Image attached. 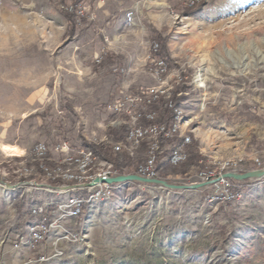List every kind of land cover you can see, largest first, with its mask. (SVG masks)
<instances>
[{
	"label": "rangeland",
	"instance_id": "obj_1",
	"mask_svg": "<svg viewBox=\"0 0 264 264\" xmlns=\"http://www.w3.org/2000/svg\"><path fill=\"white\" fill-rule=\"evenodd\" d=\"M70 4L0 0V145L23 156L38 142L49 155L61 141L72 150L95 144L111 159L95 153L98 161L127 174L148 144L133 157L113 153L131 123L108 106L162 80L163 93L147 109L158 123L179 116L190 142L187 159L172 165L180 138L160 139L157 179L191 186L215 178L227 161L244 165L242 173L264 168V0L193 7L183 0H82L72 35L62 14ZM156 36L165 38L166 63L151 57ZM153 60L164 62L162 76ZM22 159L0 149V264H264V177L235 185V197L222 202L213 185L124 182L65 223L82 241L55 243L49 235L32 246L16 236L28 219L27 187L8 188L42 180L12 173ZM35 196L36 205L57 199L46 191ZM55 248L62 253L52 257Z\"/></svg>",
	"mask_w": 264,
	"mask_h": 264
},
{
	"label": "built area",
	"instance_id": "obj_2",
	"mask_svg": "<svg viewBox=\"0 0 264 264\" xmlns=\"http://www.w3.org/2000/svg\"><path fill=\"white\" fill-rule=\"evenodd\" d=\"M183 2L186 6L193 7L203 4L205 0H183ZM153 64L155 75L162 76L165 72L164 62L153 60ZM160 82L163 83L162 80ZM161 84L137 91L123 99H117L108 106L112 113L125 115L131 123L124 139L112 144V152L125 151L129 157H133L141 143L147 141L146 156L136 166L133 173L149 179L157 178L156 163L157 155L160 152L161 138H180L181 143L174 146L169 156V162L172 165H177L187 159L188 155L183 146L190 142V136L180 132L179 116L175 114L174 119L168 124L158 123L155 111L147 109L163 93ZM166 103L175 109L171 100ZM140 121L144 123L141 124ZM19 157H24V159L19 161L20 167L13 169L12 173L17 177L34 176L42 180L40 182L34 179L24 181L19 186L12 185L8 188L11 191L18 187H27L26 199L31 202L28 207V219L24 225L25 230L17 234V242L20 244L29 243L33 246L44 241L49 235H54L55 243L61 239L82 241L81 234L71 232L66 228L65 223L68 220L79 218L89 202L100 196L108 197L111 194V189L121 184L100 182L93 186L87 185L95 178L107 179L121 175L111 163L105 160L98 161L95 152L89 146L72 150L68 142L61 141L53 147L52 153L49 155L47 145L44 142H38L32 146L28 154ZM254 165L257 168L261 166L258 158L254 159ZM243 170H245V166L238 165L236 162L227 161L220 164L218 173L213 178L217 181L210 185L216 187L215 192H219L218 198L221 202L234 198L235 195L231 193V188L241 183L224 178L223 174ZM8 175L7 172L3 173V177ZM209 177L206 176L205 179L209 180ZM2 183L4 182L2 181ZM39 191L54 193L57 195V199H49L36 205L32 202ZM79 191L93 194L83 196L77 193ZM61 253L58 248H55L52 257H57Z\"/></svg>",
	"mask_w": 264,
	"mask_h": 264
},
{
	"label": "water",
	"instance_id": "obj_3",
	"mask_svg": "<svg viewBox=\"0 0 264 264\" xmlns=\"http://www.w3.org/2000/svg\"><path fill=\"white\" fill-rule=\"evenodd\" d=\"M223 177L232 179L238 182H243L245 180H251V179H260L264 177V168L253 169V170H249L243 173L242 172L241 173L227 172L223 174ZM216 181L217 179H213V180L206 181V182L195 183L191 186L173 185L161 179H157V178L149 179V178H145V177L139 176L134 173H129V174H121V175L114 176V177H109L107 179L95 178L94 181L90 182L87 185L93 186L94 184L100 183V182L107 183V184H117V183H124V182H140V183H145V184L161 185L163 187H167V188L174 189V190H186V189H197L200 187L208 186Z\"/></svg>",
	"mask_w": 264,
	"mask_h": 264
},
{
	"label": "trees",
	"instance_id": "obj_4",
	"mask_svg": "<svg viewBox=\"0 0 264 264\" xmlns=\"http://www.w3.org/2000/svg\"><path fill=\"white\" fill-rule=\"evenodd\" d=\"M81 1L82 0H70V3H71L70 5L72 6V10L71 11H68V10L62 11V14L68 20V34L69 35H72L74 32L75 25H74V21L72 18L74 16V14L76 13V10L79 7ZM190 9H192V8H190ZM152 44L156 45V47L153 50H151V57L153 59L154 58H160L161 60H163L166 63L167 53H166V49H165V38L161 37V36H156L155 38H153ZM84 144L89 145V147H91L93 149V151L96 154H99L102 158L111 160L110 158H108L105 155V153L103 152V150L101 149V147L99 145L88 144L86 142ZM133 172H135V169L134 170L132 169L131 171H127V174L133 173ZM121 174H123V173H121Z\"/></svg>",
	"mask_w": 264,
	"mask_h": 264
},
{
	"label": "bare ground",
	"instance_id": "obj_5",
	"mask_svg": "<svg viewBox=\"0 0 264 264\" xmlns=\"http://www.w3.org/2000/svg\"><path fill=\"white\" fill-rule=\"evenodd\" d=\"M0 149L3 153L9 155V156H20L19 149L16 147H11L7 145H0ZM244 183L247 182V180L243 181ZM241 182V183H243Z\"/></svg>",
	"mask_w": 264,
	"mask_h": 264
},
{
	"label": "crops",
	"instance_id": "obj_6",
	"mask_svg": "<svg viewBox=\"0 0 264 264\" xmlns=\"http://www.w3.org/2000/svg\"><path fill=\"white\" fill-rule=\"evenodd\" d=\"M37 194H39V192H37ZM26 222H27V218H26V220L23 222V226L26 224ZM16 236H17V234H16ZM5 239V237L2 239V240H4Z\"/></svg>",
	"mask_w": 264,
	"mask_h": 264
}]
</instances>
